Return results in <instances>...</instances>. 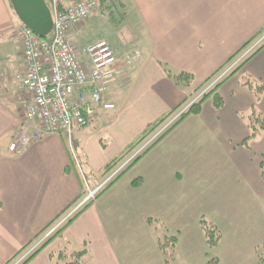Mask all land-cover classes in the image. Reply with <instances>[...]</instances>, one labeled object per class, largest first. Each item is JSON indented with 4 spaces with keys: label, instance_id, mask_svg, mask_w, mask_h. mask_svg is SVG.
Here are the masks:
<instances>
[{
    "label": "crops",
    "instance_id": "0c3cea01",
    "mask_svg": "<svg viewBox=\"0 0 264 264\" xmlns=\"http://www.w3.org/2000/svg\"><path fill=\"white\" fill-rule=\"evenodd\" d=\"M76 1L65 0L64 7ZM122 1L136 9L147 34L133 49H124L132 41L122 36L115 41L104 38L120 71L106 95L114 109L100 111L98 122L73 135L74 160L64 134L48 135L20 154L8 150L22 123V97L16 87L24 63L15 38L18 21L9 1L0 0V264H12L29 243L24 255L36 246L44 229L83 197L84 184L93 189L103 182L101 178L89 183L80 159L86 170L102 173L148 125L185 108L221 75L198 114L175 126L27 264H54L51 255L60 251L66 255L84 251L81 264H166L159 238L176 232L175 255L181 241L173 215L194 206L201 212L208 209L206 215L212 212L228 227L221 229L214 218L208 221L221 239L210 249L203 235L206 247L215 251L224 246L225 253L233 249L212 260L221 264L224 256L227 264H241L247 255L232 259L237 253L232 234L247 227L248 221L239 217L247 216L243 199L251 201L263 220L256 223L261 234L250 244L247 263L264 264L258 253L264 250V132L243 145L249 135L244 118L254 106L264 116V93L255 104L243 85L246 78L264 84V48L228 76L242 51L264 31V0ZM75 29L70 36L76 45ZM134 51L139 57L128 66L125 55ZM180 73L192 76L189 87L175 83L173 77ZM216 98L222 102L220 108ZM106 136L111 143L102 147ZM136 179L142 182L134 187ZM160 219L169 228L164 226L163 234V225L160 232L152 228Z\"/></svg>",
    "mask_w": 264,
    "mask_h": 264
},
{
    "label": "built area",
    "instance_id": "2783aa9c",
    "mask_svg": "<svg viewBox=\"0 0 264 264\" xmlns=\"http://www.w3.org/2000/svg\"><path fill=\"white\" fill-rule=\"evenodd\" d=\"M64 0H51L52 37L40 38L23 25L15 31L24 63V73L18 79L17 92L22 97V123L12 134L8 150L20 154L32 143L48 135L64 134L70 139L94 122L100 111L114 109L107 94L120 71L117 58L105 39L91 41L78 51L71 39L72 30L99 9L96 0H77L64 7ZM264 44V32L239 56H249ZM139 54L126 55L127 64ZM229 67V69H231ZM223 75L216 78L217 82ZM185 110V109H184ZM173 115L142 148L170 127L184 112ZM134 157H130V162ZM99 188L87 195L45 237L61 226L76 211L93 201Z\"/></svg>",
    "mask_w": 264,
    "mask_h": 264
},
{
    "label": "rangeland",
    "instance_id": "374dc122",
    "mask_svg": "<svg viewBox=\"0 0 264 264\" xmlns=\"http://www.w3.org/2000/svg\"><path fill=\"white\" fill-rule=\"evenodd\" d=\"M96 1L99 4L98 12L95 13L94 15H91L89 18H87L81 24L75 27L76 28L75 31H77L76 33L78 34V41L74 40L76 41V45H75L76 49L78 51H81L79 49L84 48L85 45L90 43L92 39L95 38H102V39L105 38L111 41H115L117 39H120L121 36L123 37V39L127 40L128 42L132 41L131 44L126 46L124 49H133L134 47H136L138 43V38L140 36H143V34L146 31L145 25L142 24L140 21L142 19L139 16L137 17L136 9L129 7L128 5H126L128 3L125 2L126 3L125 4L122 0H96ZM45 2L47 6L50 8L49 2L47 0H45ZM51 37H52V31L47 35L46 38L50 39ZM134 53L135 51L133 52V54ZM127 54L130 55V52H128ZM131 64L132 63L127 65L130 66ZM216 85L217 82L212 87L208 88L207 91L209 92L210 90L215 88ZM207 86L208 84L204 88H206ZM90 136L92 137V132ZM152 137L153 136L148 137L146 141L139 148H137V150L133 151L129 155V157H136L137 155H139L137 154L139 149L142 148V146H144L146 143H148V141ZM110 143L111 142L108 136H106L104 140L100 142V144H102L101 145L102 147L107 146ZM112 173L110 175L108 174L109 176L106 175L103 177L102 180H104V178L105 179L109 178L104 183L108 182L116 174V172L113 174ZM243 202L246 205L245 208H242L243 214H247V216L241 215L239 217H242V219L245 218L244 220L248 222H245L246 224H244L247 227H245L244 229L237 230L236 233L232 234V236L234 237V240L232 242L236 243L234 247H235V251L237 252L236 255H233L232 259L234 258L242 259L240 255H247L246 260L248 262L250 244H252V242H255L258 239L257 236L261 234L260 231L256 230V228L258 227L256 223L260 225L261 221L263 220L262 218H260L261 214L259 212H254V208H253L254 205L251 204V201H249L248 199H243ZM199 207L200 206H194L189 209H186L187 211L182 210L176 213L175 215H173L172 223L175 226L179 225L178 228L179 233L177 234H179L178 238L180 239L181 244L179 245L178 250L176 251L174 257L172 258L173 260L171 261V264H206L208 261L215 259L217 253L225 256L233 250V249H231V251L228 250L225 253L226 250L223 248L224 246H222V248H220L219 250H215V251L209 250L206 247L205 241L203 239V234L199 228V220L201 216H204V218L207 221H212L211 218L216 219L217 222H219L220 224L219 227L223 230L224 229L226 230L228 227L226 226L224 228V224L217 218L216 215L212 214V212L206 215V211L208 209H205L201 212ZM163 222H164L163 219H160V221H156L154 224H152V228L155 227L156 230L160 232L161 229L160 226L163 225L161 229V234H163L164 232H166V229L164 227L166 225ZM194 227H196V229H194ZM227 232H224V235L227 234ZM173 233L174 236H169V237L177 236V235L175 236L176 232ZM159 240L162 241L163 237H160ZM258 253L260 258L264 257V250H262V248L259 250ZM24 254L25 253H21L16 258V260L13 261L12 264H15V262L18 261L19 258L21 257L23 258L25 256ZM161 256L162 259L164 260L165 256L163 254H161ZM224 256L221 264H227L224 260ZM242 261L243 263L241 264H248L243 259Z\"/></svg>",
    "mask_w": 264,
    "mask_h": 264
},
{
    "label": "trees",
    "instance_id": "16d2710c",
    "mask_svg": "<svg viewBox=\"0 0 264 264\" xmlns=\"http://www.w3.org/2000/svg\"><path fill=\"white\" fill-rule=\"evenodd\" d=\"M12 8V7H11ZM249 44V43H248ZM248 44L244 45L245 48ZM264 48V45L257 48L249 57H247L235 70H233L228 76L233 75L236 73L242 66L245 64L251 57H253L256 53H258L261 49ZM233 58V57H232ZM231 58V59H232ZM230 59V60H231ZM176 84L181 85L183 87H189L192 83V76L187 73H180L173 77ZM243 85L246 86L252 93L255 104H257L263 93H264V84L258 83L255 80H251L246 78L243 82ZM217 85L214 89L209 91L208 93L202 95L196 102H194L187 110L184 112L181 117L176 121L162 136H160L152 145H150L142 154L137 156L120 174H118L114 180H112L105 188H103L97 197L103 194L106 190H108L122 175L125 171L131 168L135 163H137L148 151H150L161 139H163L175 126H177L180 122H182L187 116L198 114L200 110V106L202 102L211 94L214 93L215 89L218 87ZM215 106L216 108H220L222 106V102L219 98L215 99ZM170 116V113L166 116L158 119L154 123L148 125L146 129L138 136V138L131 143L118 157L113 159L106 167L104 168L103 172L96 175L92 172L86 170L84 167L83 161L80 159V164L82 165V171L86 178V180L91 183L94 181H98L104 176H106L114 167H116L121 161L125 159V157L130 154L139 144H141L147 137H149L155 130L162 124L164 121ZM246 124L249 129V135L243 142V145H247L249 141L254 140L257 138L261 133L264 132V116L261 115L259 112L256 111L255 106L252 107L250 114L244 118ZM79 157V155H78ZM80 158V157H79ZM262 178L264 180V173H262ZM140 179H136L132 182V186L137 187L141 184ZM72 217L68 220L59 230L53 233L50 237H48L38 248H36L33 252H31L27 257H25L20 264H27L36 254H38L49 242H51L61 231L68 226L76 217ZM200 228L203 232L206 244L208 248L213 249L215 248L221 239V234L219 230L210 222H208L204 218H200L199 220ZM51 224L46 228L48 229ZM44 229V231L46 230ZM43 231V232H44ZM42 232V233H43ZM30 243L24 247L16 256L24 251ZM159 249L161 250L162 254L165 256V263L169 264L173 258L174 251L176 248V238L174 237H166L162 241L158 242ZM84 251L75 252L70 255H66L63 251L53 253L51 258L54 260V264H81V260L84 256ZM10 264V263H8ZM206 264H217L216 260H210Z\"/></svg>",
    "mask_w": 264,
    "mask_h": 264
},
{
    "label": "water",
    "instance_id": "95a60500",
    "mask_svg": "<svg viewBox=\"0 0 264 264\" xmlns=\"http://www.w3.org/2000/svg\"><path fill=\"white\" fill-rule=\"evenodd\" d=\"M18 21L44 38L52 29V18L44 0H8Z\"/></svg>",
    "mask_w": 264,
    "mask_h": 264
}]
</instances>
